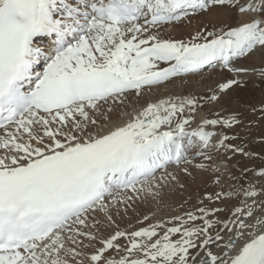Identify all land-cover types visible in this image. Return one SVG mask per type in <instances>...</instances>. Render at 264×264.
<instances>
[{"label":"snow or ice","instance_id":"6c2138e0","mask_svg":"<svg viewBox=\"0 0 264 264\" xmlns=\"http://www.w3.org/2000/svg\"><path fill=\"white\" fill-rule=\"evenodd\" d=\"M216 67L202 93L145 99ZM241 77L264 84V0H0V264H264V155L240 136L264 99L224 106ZM194 172L214 191L168 204Z\"/></svg>","mask_w":264,"mask_h":264},{"label":"bare ground","instance_id":"6f19581e","mask_svg":"<svg viewBox=\"0 0 264 264\" xmlns=\"http://www.w3.org/2000/svg\"><path fill=\"white\" fill-rule=\"evenodd\" d=\"M203 19H205V18L195 17L192 19L191 23H189L188 21H183V22L177 23L174 26L168 28L166 31H164L162 33V35H164L165 37L175 35V37H178V38H185L184 35L189 34V31L191 33H193L195 30H197L199 28L201 21ZM185 25H187L186 28L183 27ZM246 60H248V61L252 60V65L259 63V60L256 57H253L251 59H246ZM223 74H221L223 76H221V78L218 79L217 76L219 75V73H217V72L214 73V76L210 82L211 86H215L217 82H222L225 78L230 76V74L227 72H225V73L223 72ZM241 78L247 80L246 86L242 87V88H235L229 94V98L233 102L231 104H225L224 105L225 107H230V108L235 109L238 107V105L236 103L237 101L239 102L240 105H248V104H259V102L262 99H264V84H260L259 86H257L259 84V81L257 80L256 77H247V78L241 77ZM178 83H180V85H181L180 88H177ZM167 86H169L171 88L169 91H163V93L160 96L156 97L155 96L156 89H153L151 96L155 97V99H157L159 97L167 96V95H179V94L182 95L184 93L183 90H186L188 88L191 89L192 87H195L192 85V82H189L187 79H184V78L183 79L177 78V79L173 80L171 83H168ZM162 89L164 90L165 87H161V88L157 89V91H159V93H160V92H162L161 91ZM191 93H193V92L191 91ZM145 99H147V98H145ZM141 103H144V100H142ZM239 110L245 111V115L248 119H253V117L248 115L245 108H240ZM255 127L258 128V132H257L258 133L257 135H259L258 137H260L261 134H264V122H261V124L259 126H255ZM255 130H257V129H255ZM244 131L249 132L247 130H243V132H241V130H240V134L245 135ZM254 131H251L250 133L253 135ZM244 142L247 144V150L257 152L256 146H258V144H259L258 142H257V144L255 141H254L255 143L253 141L251 142V140L248 139V137L244 138ZM261 155H264V153H261ZM232 163L237 164V166H247L249 168H255L261 162L258 158H255L253 160H249L246 157L236 156V157H234ZM237 175H239V173H237ZM249 175H251V173H249ZM208 179H209V177L207 174H201L200 173L196 177L195 182H193V183L196 184V186L198 188L203 189L204 187L206 188V187L210 186L207 184ZM181 180H186V176L181 175ZM157 207H158V205L154 204L153 206H150V207L148 206L146 208H143L144 211L140 214V216H143L144 214H148V213L156 210ZM173 214H175V213L172 212L171 208H166L163 211H161L158 215L167 217L168 215H173ZM118 223L121 224V227H124L131 222L125 221V220H118Z\"/></svg>","mask_w":264,"mask_h":264},{"label":"rangeland","instance_id":"374dc122","mask_svg":"<svg viewBox=\"0 0 264 264\" xmlns=\"http://www.w3.org/2000/svg\"><path fill=\"white\" fill-rule=\"evenodd\" d=\"M184 28L187 27V25L183 26ZM191 32L189 31V34ZM189 34H186L184 35L185 38L188 37ZM167 37H172V38H178V37H175V35H171V36H166ZM250 61V62H249ZM241 60L239 61L240 64L242 65H246V66H251L252 65V60ZM218 70V71H217ZM219 73V75L217 76V78H221V76H223V72L225 73L226 71H222L220 68L216 67V68H205L199 75H188L187 77H185L184 79H187L189 82H192V85L195 86V87H192L191 89H186V90H183V94H186V93H190L191 91L193 93H202L203 91H205L209 86H211L210 82L214 76V73ZM223 74V75H221ZM247 78V77H245ZM242 79V78H241ZM168 85V84H167ZM162 86V87H165V89L161 90L162 92L159 93V91H157L156 89V93H155V96H160L163 91H169L171 88L169 86ZM198 85V86H197ZM179 86V87H178ZM180 83H178L177 85V88H180ZM214 87V86H213ZM181 95V94H179ZM147 99H150V100H155V97H152L151 95L147 96L146 97ZM257 129V130H255ZM255 130V131H254ZM251 131H254L253 132V135L250 133ZM250 132H246L244 131L245 135H242L240 134L241 137L243 138H247L251 140V142L255 141L256 144L258 142V139H259V135H257L258 133V128L257 127H253L251 129ZM241 132H243V130H241ZM256 133V134H255ZM255 135V136H254ZM254 142V143H255ZM256 151L258 153H264V145L262 144H258V146H256ZM200 173H196L194 172L193 174V177H187L186 176V180H181L182 183H184L186 185V188L181 191L180 189H176L174 191L172 190H169V189H166L165 190V196H164V199L165 201L172 205L173 207H175L176 205H179L180 203H182L188 196H192V199L189 201V204L185 205V208H189L191 206H194L196 205V193L199 192V193H203L204 191H213V187L211 188L210 186L208 187H204L203 189H200L196 186V184H194L193 182H195L196 180V177L199 175ZM210 187V188H209ZM154 204H156V202L152 199H149L148 201L144 202V203H137V205H135L136 207V213H133V212H129V217L127 219H124L125 221H130L132 224H135V221L137 219V214H141L144 209L143 208H146V207H150V206H153Z\"/></svg>","mask_w":264,"mask_h":264}]
</instances>
